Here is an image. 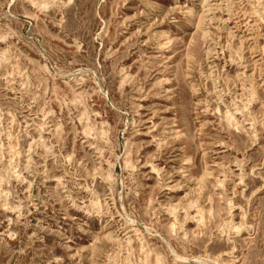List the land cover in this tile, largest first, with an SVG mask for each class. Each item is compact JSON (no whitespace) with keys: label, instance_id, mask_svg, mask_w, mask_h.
<instances>
[{"label":"rangeland","instance_id":"rangeland-1","mask_svg":"<svg viewBox=\"0 0 264 264\" xmlns=\"http://www.w3.org/2000/svg\"><path fill=\"white\" fill-rule=\"evenodd\" d=\"M0 264H264V0H0Z\"/></svg>","mask_w":264,"mask_h":264},{"label":"bare ground","instance_id":"bare-ground-1","mask_svg":"<svg viewBox=\"0 0 264 264\" xmlns=\"http://www.w3.org/2000/svg\"><path fill=\"white\" fill-rule=\"evenodd\" d=\"M207 11V10H206ZM210 11V10H209ZM248 15V14H247Z\"/></svg>","mask_w":264,"mask_h":264}]
</instances>
